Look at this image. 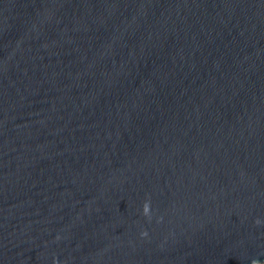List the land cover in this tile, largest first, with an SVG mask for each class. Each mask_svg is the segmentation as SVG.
Instances as JSON below:
<instances>
[{
    "label": "water",
    "instance_id": "water-1",
    "mask_svg": "<svg viewBox=\"0 0 264 264\" xmlns=\"http://www.w3.org/2000/svg\"><path fill=\"white\" fill-rule=\"evenodd\" d=\"M253 260L264 0H0V264Z\"/></svg>",
    "mask_w": 264,
    "mask_h": 264
},
{
    "label": "clouds",
    "instance_id": "clouds-1",
    "mask_svg": "<svg viewBox=\"0 0 264 264\" xmlns=\"http://www.w3.org/2000/svg\"><path fill=\"white\" fill-rule=\"evenodd\" d=\"M143 214L145 216H150L151 214V205H150V201L146 200L143 204V208H142ZM256 223H260L259 220L256 221ZM142 235H147V232H143ZM252 264H261V262L259 260H253Z\"/></svg>",
    "mask_w": 264,
    "mask_h": 264
},
{
    "label": "rangeland",
    "instance_id": "rangeland-1",
    "mask_svg": "<svg viewBox=\"0 0 264 264\" xmlns=\"http://www.w3.org/2000/svg\"><path fill=\"white\" fill-rule=\"evenodd\" d=\"M262 264H264V263H262Z\"/></svg>",
    "mask_w": 264,
    "mask_h": 264
}]
</instances>
